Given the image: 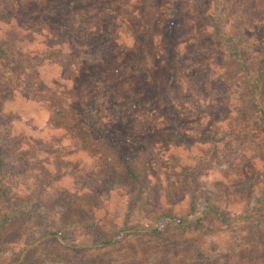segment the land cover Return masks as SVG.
<instances>
[{
    "label": "rangeland",
    "instance_id": "obj_1",
    "mask_svg": "<svg viewBox=\"0 0 264 264\" xmlns=\"http://www.w3.org/2000/svg\"><path fill=\"white\" fill-rule=\"evenodd\" d=\"M263 17L0 0V264H264Z\"/></svg>",
    "mask_w": 264,
    "mask_h": 264
},
{
    "label": "trees",
    "instance_id": "obj_2",
    "mask_svg": "<svg viewBox=\"0 0 264 264\" xmlns=\"http://www.w3.org/2000/svg\"><path fill=\"white\" fill-rule=\"evenodd\" d=\"M240 1L245 2L246 4H248L251 9L257 11L258 13H260V15H262V14L264 15V0H240ZM226 42L228 43L229 49L232 51V53L235 56H239V57L241 56L242 57V51H240V49H239L240 47H239L238 41H235V40H232L231 38H228L226 40ZM1 53L5 54L6 52H5L4 48L0 45V54ZM262 62H264V57L262 59ZM258 82L253 81V83H252V90H253L252 99H253V101L255 103V106L260 105V101L258 99V96L259 95L261 96L264 93V82H260V83H258ZM261 115H262L261 120H262V123L264 125V110L261 111ZM123 164L125 166V172H127V174H129L133 179L138 181L139 180V176L136 173L135 168L132 165H130L125 160L123 161ZM41 196L42 195H41V192H40V193L37 194V197H35L36 202L39 205L38 207L46 206V205L49 206V203L54 200L53 198H51L45 203V202L41 201V199H40V198H42ZM219 217H221L224 220V222H228V219L224 215L219 214ZM199 221H201V220H199ZM175 223L177 225H179V226H185V225H188V224L192 223V221L191 220H182L181 219V220H178V221L176 220ZM47 235H54V233H50V234H47ZM54 236L58 237V235H54ZM59 238L60 239H65V237L62 236V235H60ZM113 242L114 241H108V242H104L102 244L107 245V244H111Z\"/></svg>",
    "mask_w": 264,
    "mask_h": 264
}]
</instances>
